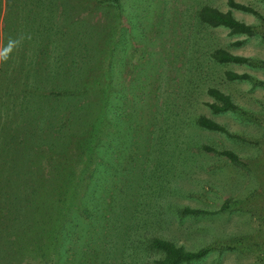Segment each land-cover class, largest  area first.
<instances>
[{
	"label": "trees",
	"instance_id": "trees-1",
	"mask_svg": "<svg viewBox=\"0 0 264 264\" xmlns=\"http://www.w3.org/2000/svg\"><path fill=\"white\" fill-rule=\"evenodd\" d=\"M45 1L6 0L2 18L0 264H125L128 242L138 257L137 245L160 252L152 264H182L203 256L208 246L192 250L159 235L147 236L145 241L136 238L143 233L133 229L132 203L146 193L137 191L138 175L133 174L129 189H122V177L112 170V164L118 163H112L114 155L121 152L111 135L133 116L125 109L128 98L122 77L128 35L120 26L121 1L100 0L117 9L119 22L115 23L95 13L87 0H68L59 17L53 2ZM226 3V10L200 6L197 19L208 26L227 27L231 33L251 35L253 25L238 19L233 9L262 15L249 4ZM141 49L133 50L135 60L141 57ZM209 58L217 65L252 60L221 47L213 49ZM134 65L139 67L137 61ZM224 75L230 81L251 79L249 73L234 70H225ZM96 91L99 115L89 120L96 102L86 101V94ZM207 93L214 99L207 102L211 112L238 110L225 91L210 86ZM195 123L207 130L226 131L224 124L204 114ZM220 153L231 162L240 160L229 149ZM129 158L144 163L138 153ZM204 212L185 206L176 214ZM160 213L163 216L147 217L146 222L171 219L170 210Z\"/></svg>",
	"mask_w": 264,
	"mask_h": 264
},
{
	"label": "rangeland",
	"instance_id": "rangeland-1",
	"mask_svg": "<svg viewBox=\"0 0 264 264\" xmlns=\"http://www.w3.org/2000/svg\"><path fill=\"white\" fill-rule=\"evenodd\" d=\"M50 1L57 16H62L60 8L68 0H59L61 5L56 0L45 3ZM88 1L95 13L119 22L116 8L105 1ZM120 1L124 25L120 26L128 35L122 77L128 98L125 109L133 116L111 135L121 152L114 155L112 163H118L112 164V170L122 177V189H129L133 174L138 175L137 191L146 193L132 203L133 229L143 233L136 238L145 241L147 236L159 235L192 250L208 246L203 256L182 264H264V85L259 83L264 81V1L237 0L262 16L233 9L238 19L253 25L251 35L197 19L200 6L226 10V0ZM5 6L6 0H0V31ZM218 47L252 60L214 64L209 54ZM135 48H142L138 60L132 55ZM225 70L247 72L251 79L227 80ZM210 86L228 93L238 110L211 112ZM99 96L98 91L86 94V101L96 102L97 113H90L89 120L99 115ZM200 114L221 122L226 131L197 126ZM224 149L240 160L231 162L220 153ZM137 153L144 163L130 160ZM185 206L207 212L177 215ZM162 210H170L171 219L146 222L147 217L163 216ZM126 246L125 264H152L161 255L137 245L138 257L129 242Z\"/></svg>",
	"mask_w": 264,
	"mask_h": 264
}]
</instances>
